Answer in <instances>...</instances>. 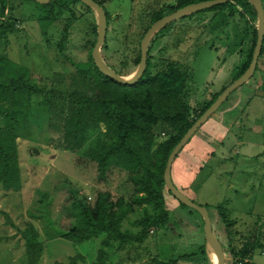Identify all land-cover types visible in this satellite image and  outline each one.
<instances>
[{
  "label": "rangeland",
  "instance_id": "1",
  "mask_svg": "<svg viewBox=\"0 0 264 264\" xmlns=\"http://www.w3.org/2000/svg\"><path fill=\"white\" fill-rule=\"evenodd\" d=\"M99 1L110 14L99 55L117 73L131 77L139 67L141 40L153 24V15L158 11L164 15L175 12L177 0ZM237 4L246 18L231 16L227 9L200 11L172 22L148 43L150 73L174 69L183 79L182 95L191 108L190 120L235 81L249 62L253 30L259 19L252 1ZM69 10L72 13L61 8L51 10L34 0H10L4 14L0 6V25L16 29L7 38L0 34V56L7 54L27 66L31 83L46 90L21 99L16 133L21 183L14 189L0 182V264H29L22 234L30 225L36 227L44 248L38 264H69L75 256L79 257L77 264H213L214 252L207 246L206 223L198 209L182 204L167 189L163 191V204L160 200L157 204L146 203L147 194L134 180L137 171L131 173L115 166L106 177L99 176L97 162L85 152L99 138H106L104 124L88 132L81 150L66 147L64 128L70 97L96 90L95 84L83 79L78 70L91 67L89 53L99 32L94 8L74 0ZM66 25L61 52L59 42ZM210 125L213 130L226 127L223 136L229 138L216 152L218 158L212 166L207 167L209 158L203 160L201 165L207 168L191 185L188 196L207 207L212 235L225 253L224 264L231 261L232 245L241 248L242 240L261 225V245L251 260L264 264V56L254 76L193 135L198 137L197 142ZM156 131L152 150L172 134L165 125ZM240 139V154L234 151L229 155L227 151L232 149L228 147ZM194 140L192 137L178 156L190 152ZM101 191L110 192L114 202L124 198L131 205L121 223L122 231L139 233L138 222L146 212L158 215L167 209L170 220L152 229L142 241L121 244L107 232L82 243L68 239L70 231L86 224L79 204L93 205ZM225 212L237 217L235 222L227 221L232 225L233 238L227 233ZM100 251L104 252L102 259Z\"/></svg>",
  "mask_w": 264,
  "mask_h": 264
},
{
  "label": "trees",
  "instance_id": "2",
  "mask_svg": "<svg viewBox=\"0 0 264 264\" xmlns=\"http://www.w3.org/2000/svg\"><path fill=\"white\" fill-rule=\"evenodd\" d=\"M71 1L74 0H52L41 5L51 10L61 8L71 12L69 10ZM96 1L100 3L99 0ZM201 1L206 0H177V8ZM9 2L10 0H0L2 14L8 9ZM238 2H242V0L229 1L202 11L227 9L231 16L239 15L241 18H246L247 14L239 8ZM262 2L264 6V0ZM100 4L102 5V3ZM109 16L110 14L107 11V17L109 18ZM163 16H165L164 12L158 11L153 15L152 22H156ZM64 29L65 34L59 42L61 52L63 51L62 43L66 40L68 25ZM163 29L157 34H160ZM15 30L12 26L0 25V34H3L5 38L8 34H14ZM257 35V29L254 27L249 62L239 77L249 68L252 62ZM92 50L89 53L91 67L79 69L78 73L83 79H90L95 84L96 90L93 94L78 92L70 97L68 114L65 120L64 143L67 148L79 151L83 148L88 132L104 124L106 138H99L96 144L89 147L85 152L89 159L97 162L99 176L101 178L106 177L109 169L115 166L131 173L137 171L134 180L138 184L139 190L147 194L145 202L157 204L160 200V203L163 204L164 189H167L168 193L171 194L164 180V171L172 150L220 94L211 100L197 118L190 120L191 108L182 95L183 79L179 77L180 75L176 70L172 69L168 72L162 71L151 74V60L148 56L147 68L143 77L133 85L121 84L99 70L94 63ZM263 56L264 40L259 60ZM140 59L141 53L139 61ZM258 69L259 62L255 73ZM29 75L30 69L27 66L10 59L7 54L6 57L0 56V182L7 188L18 189L21 183L16 133L19 123L18 114L22 110V96L27 95L30 97V95L46 93L44 88L36 87L31 83ZM160 125L168 126L172 134L168 139L160 142L155 150H152L157 137L156 129ZM162 133L164 134V132ZM172 175L173 172L171 171V177L174 181ZM130 208L131 205L124 198H119L114 202L110 192L101 191L97 194L93 205L79 204L80 215L86 223L85 227L70 231L66 237L82 243L97 237L102 232H107L110 238L125 244L146 239L152 229L164 226L170 220L167 209H162L158 215L146 212L138 222L141 227L139 233L133 234L122 231L121 223ZM220 209L219 207V211L223 212ZM225 218L226 213H223V219L227 223V233L233 238L234 235L231 234L232 230H230L231 223L229 224ZM260 234L261 230L259 228L254 230L251 236L242 240L243 245L241 248L233 247L231 244L232 256L255 264L250 259V252L261 245ZM22 235L26 244L28 263L38 264L44 248L39 240L36 227L30 225L23 231ZM202 251L205 255V246H202ZM99 254V258L102 259L104 252L100 251ZM77 258L79 257H72L69 264H77ZM206 259L205 256L204 260ZM172 263L175 264L173 261L163 264Z\"/></svg>",
  "mask_w": 264,
  "mask_h": 264
},
{
  "label": "water",
  "instance_id": "3",
  "mask_svg": "<svg viewBox=\"0 0 264 264\" xmlns=\"http://www.w3.org/2000/svg\"><path fill=\"white\" fill-rule=\"evenodd\" d=\"M40 4H47L52 0H34ZM83 2L97 11L99 17V32L97 42L92 50V57L94 63L99 68V70L106 76L113 78L117 82L121 84L133 85L137 83L144 75L147 68V60H148V43L152 36L158 32L159 30L165 28L172 22L176 21L179 18L191 15L193 13L200 12L202 10L211 8L213 6H217L220 4L227 3L229 1L234 0H206L201 2H196L193 4H189L185 7L179 8L175 12L163 16L161 19L157 20L152 24V26L147 30L145 35L141 40V59L139 63V67L134 73V75L130 78L120 75L114 69H112L109 65L105 64L100 55L99 51L101 50L107 36V27H108V17L107 11L99 2L96 0H77ZM254 3L258 15V27H257V42L253 53V59L250 68L245 71L240 77H238L235 81H233L211 104L209 108L194 122V124L189 128L186 134L182 137L179 143L172 150L167 165L164 171V180L166 182V186L171 192V194L179 199L183 204L194 207L198 209L206 223V239L207 246L212 249V251L216 254L217 264H224L225 261V253L223 249L219 246L218 242L212 235V221L209 215V211L206 206L199 205L195 203L193 200L185 196L180 192L178 187L175 185L174 181L171 177V171L174 164V161L179 154V152L185 147V145L190 141L192 136L198 131V129L209 120V118L225 103V101L229 98V96L236 91L238 88L244 86L253 76L257 69L259 57L262 52L263 40H264V6L262 0H250Z\"/></svg>",
  "mask_w": 264,
  "mask_h": 264
},
{
  "label": "crops",
  "instance_id": "4",
  "mask_svg": "<svg viewBox=\"0 0 264 264\" xmlns=\"http://www.w3.org/2000/svg\"><path fill=\"white\" fill-rule=\"evenodd\" d=\"M244 108H245V106H244ZM204 130H205V134H204L205 136H201V138H199L200 140L198 142H197L198 137L192 136L193 138H195L193 146H192V150L188 153H182L180 156H178L177 159L175 160L174 164H173V167H172V172H173L172 176L174 178V182L178 186V189L180 190V192L182 194H184L185 196H187L188 198H189L188 192L192 191L191 185L195 184V182L198 180V177L200 176L201 171L203 172L204 169L212 166L213 160H217L218 157H217L216 152L218 151L219 148L224 146L225 141L229 138V136H223L224 132L226 130V127L224 130H223V128L222 129L216 128V130H213L211 128V125H210L209 127L204 128ZM214 135H217V136H214ZM242 142L243 141L240 139V140H238V143L236 141L235 142L236 144L229 146L228 148H231L232 150L227 151L228 154L230 155V153H232L234 151H236L237 154H240L241 148L239 146L241 144H243ZM196 146H199V147L196 148ZM200 148H201V150H200ZM182 155L185 156L184 160L182 158L183 157ZM207 158H209L208 161L211 160V162L209 163V165L207 167L202 166L201 164L203 163V160H206ZM219 162L222 163L221 160ZM175 176H176V179H175ZM236 218L237 217H232L230 213H228V214L226 213V218H225L226 221H234L235 222V221H237ZM258 220H260V219H258ZM231 227H232V225H231ZM259 229L261 230V225H260ZM255 250L250 252V259H251L252 254L255 252Z\"/></svg>",
  "mask_w": 264,
  "mask_h": 264
},
{
  "label": "built area",
  "instance_id": "5",
  "mask_svg": "<svg viewBox=\"0 0 264 264\" xmlns=\"http://www.w3.org/2000/svg\"><path fill=\"white\" fill-rule=\"evenodd\" d=\"M229 264H251L249 261L244 260V259H240V258H234L232 256L231 261L229 262Z\"/></svg>",
  "mask_w": 264,
  "mask_h": 264
},
{
  "label": "bare ground",
  "instance_id": "6",
  "mask_svg": "<svg viewBox=\"0 0 264 264\" xmlns=\"http://www.w3.org/2000/svg\"><path fill=\"white\" fill-rule=\"evenodd\" d=\"M134 73L131 75V77L134 75ZM125 77H127V76H125ZM127 78H130V77H127ZM212 261H213V264H217V257H216L215 253L212 254Z\"/></svg>",
  "mask_w": 264,
  "mask_h": 264
},
{
  "label": "flooded vegetation",
  "instance_id": "7",
  "mask_svg": "<svg viewBox=\"0 0 264 264\" xmlns=\"http://www.w3.org/2000/svg\"><path fill=\"white\" fill-rule=\"evenodd\" d=\"M172 24V23H171Z\"/></svg>",
  "mask_w": 264,
  "mask_h": 264
}]
</instances>
